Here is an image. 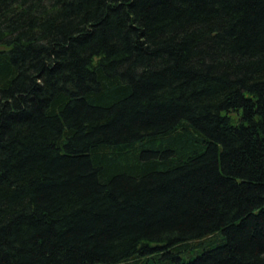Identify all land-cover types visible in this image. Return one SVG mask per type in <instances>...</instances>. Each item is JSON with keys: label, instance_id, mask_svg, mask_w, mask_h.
Instances as JSON below:
<instances>
[{"label": "trees", "instance_id": "1", "mask_svg": "<svg viewBox=\"0 0 264 264\" xmlns=\"http://www.w3.org/2000/svg\"><path fill=\"white\" fill-rule=\"evenodd\" d=\"M0 264H264V0H0Z\"/></svg>", "mask_w": 264, "mask_h": 264}]
</instances>
